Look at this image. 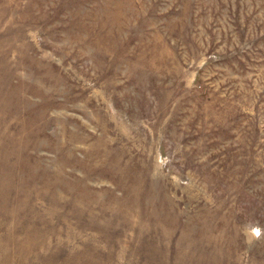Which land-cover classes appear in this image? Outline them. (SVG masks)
Wrapping results in <instances>:
<instances>
[{
	"label": "rangeland",
	"instance_id": "rangeland-1",
	"mask_svg": "<svg viewBox=\"0 0 264 264\" xmlns=\"http://www.w3.org/2000/svg\"><path fill=\"white\" fill-rule=\"evenodd\" d=\"M0 264H264V0H0Z\"/></svg>",
	"mask_w": 264,
	"mask_h": 264
}]
</instances>
